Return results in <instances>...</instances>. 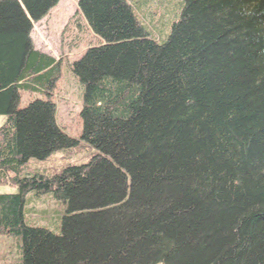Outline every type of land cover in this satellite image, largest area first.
Segmentation results:
<instances>
[{
  "label": "trees",
  "instance_id": "trees-1",
  "mask_svg": "<svg viewBox=\"0 0 264 264\" xmlns=\"http://www.w3.org/2000/svg\"><path fill=\"white\" fill-rule=\"evenodd\" d=\"M59 1L0 0V264H264V0H179L170 28L145 16L158 0H78L102 41L70 66L78 138L30 38ZM71 149L86 162L27 168ZM29 194L63 206L55 231Z\"/></svg>",
  "mask_w": 264,
  "mask_h": 264
},
{
  "label": "rangeland",
  "instance_id": "rangeland-1",
  "mask_svg": "<svg viewBox=\"0 0 264 264\" xmlns=\"http://www.w3.org/2000/svg\"><path fill=\"white\" fill-rule=\"evenodd\" d=\"M78 0H60L39 22L33 24L30 38L34 47L44 53L53 56L61 62V75L56 83L53 95L55 105L56 125L69 137L78 138L81 132L82 89L70 71V66L77 61L90 47L101 45L102 41L94 36L87 23L80 14H77ZM145 2V0H142ZM159 5L148 4L145 7V16L150 23L163 24L168 28L178 18L179 0H158ZM146 18H144L146 20ZM143 19V18H142ZM44 99L40 93L29 94L22 92L19 99V108H23L30 100ZM5 117H0V125ZM89 152L86 149H71L54 153L45 162L30 161L28 170L39 168H63L70 164L85 163ZM14 190L10 187L0 186V194L10 193ZM31 200L27 205L30 220L38 221L50 231V224H57L63 214V206L54 201L49 195L34 197L29 194L26 197ZM59 225V222H58ZM12 240L2 243L0 241V262L2 258L10 259L14 253ZM3 255V256H2ZM2 260V261H1Z\"/></svg>",
  "mask_w": 264,
  "mask_h": 264
}]
</instances>
